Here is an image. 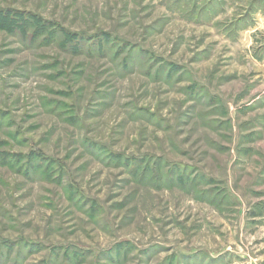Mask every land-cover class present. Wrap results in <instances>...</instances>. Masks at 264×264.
<instances>
[{"label": "rangeland", "instance_id": "rangeland-1", "mask_svg": "<svg viewBox=\"0 0 264 264\" xmlns=\"http://www.w3.org/2000/svg\"><path fill=\"white\" fill-rule=\"evenodd\" d=\"M0 264H264V0H0Z\"/></svg>", "mask_w": 264, "mask_h": 264}, {"label": "trees", "instance_id": "trees-1", "mask_svg": "<svg viewBox=\"0 0 264 264\" xmlns=\"http://www.w3.org/2000/svg\"><path fill=\"white\" fill-rule=\"evenodd\" d=\"M72 37H74V36H72ZM99 43H100V42H99ZM97 46H99V44H98ZM99 47H100V46H99ZM106 53H107V52H106ZM106 53H105V54H106ZM112 54H113V52H112ZM3 159H4V158H3ZM40 160L43 161V159H40V158H39V159H38V162L36 163V166H40V165H39V164H41V163H40V162H41ZM12 163H13V162H11L10 164H12ZM29 163H34V161H32V162H31V161H30V162L28 161V163H27L28 169H29V166H30ZM18 164H19V162H16L14 165L17 166V168H18V167H19ZM51 164H52V163H51ZM36 166H34V167H36ZM15 169H16V168H15Z\"/></svg>", "mask_w": 264, "mask_h": 264}]
</instances>
